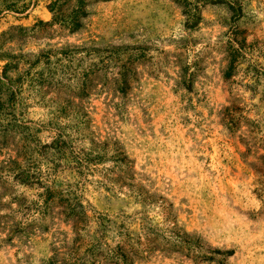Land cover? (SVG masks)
<instances>
[{
    "label": "rangeland",
    "instance_id": "rangeland-1",
    "mask_svg": "<svg viewBox=\"0 0 264 264\" xmlns=\"http://www.w3.org/2000/svg\"><path fill=\"white\" fill-rule=\"evenodd\" d=\"M63 1L0 0V264H264V0Z\"/></svg>",
    "mask_w": 264,
    "mask_h": 264
},
{
    "label": "trees",
    "instance_id": "trees-1",
    "mask_svg": "<svg viewBox=\"0 0 264 264\" xmlns=\"http://www.w3.org/2000/svg\"><path fill=\"white\" fill-rule=\"evenodd\" d=\"M67 0H64L63 2L65 3ZM75 1H77V3H78V6H77V9L75 10L76 12V15L77 14H83V12H81L82 11V6H83V3H84V0H75ZM101 1H104V2H107V1H110V0H101ZM52 10V9H51ZM77 17V16H76ZM62 21L60 18L58 19H54L53 21ZM69 22H70V25H71V30L72 31H76L79 27H80V25H79V23H77V22H75V19L72 17L71 18V20H70V18H69ZM11 69H13L12 67H11V64H6L4 67H3V71H2V74H1V76H0V117H2V116H4V115H6V111H7V108H6V102L3 100V98H2V95H3V92L5 91V90H8L9 89V83L8 82H6L5 81V79H6V77H7V75H8V72L11 70ZM231 70L232 69H230L227 73H226V75H225V78L227 79V78H229L230 77V75H231ZM122 94L123 95H125L126 93L124 92V91H122ZM0 123H2V122H0ZM15 126L17 127V128H21V126L20 125H17V124H15ZM0 127L1 128H5L6 129V126H4L3 124L1 125L0 124ZM20 134H22V132H20Z\"/></svg>",
    "mask_w": 264,
    "mask_h": 264
}]
</instances>
